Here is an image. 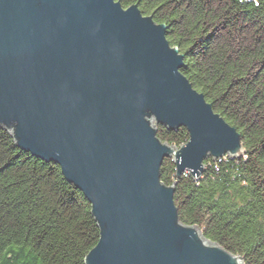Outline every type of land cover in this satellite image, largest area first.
<instances>
[{
    "label": "water",
    "instance_id": "95a60500",
    "mask_svg": "<svg viewBox=\"0 0 264 264\" xmlns=\"http://www.w3.org/2000/svg\"><path fill=\"white\" fill-rule=\"evenodd\" d=\"M167 25L120 0H0V125L18 145L60 164L100 227L86 264H245L184 223L176 184L208 157L245 153L236 127L182 72ZM157 125L187 128L163 141Z\"/></svg>",
    "mask_w": 264,
    "mask_h": 264
},
{
    "label": "trees",
    "instance_id": "16d2710c",
    "mask_svg": "<svg viewBox=\"0 0 264 264\" xmlns=\"http://www.w3.org/2000/svg\"><path fill=\"white\" fill-rule=\"evenodd\" d=\"M120 1L167 25L182 72L242 137V156H210L197 177H178L165 158L161 180L176 184L180 219L245 264H264V0ZM157 127L171 145L189 140L185 127ZM99 238L91 202L60 164L0 125V264H86Z\"/></svg>",
    "mask_w": 264,
    "mask_h": 264
},
{
    "label": "rangeland",
    "instance_id": "374dc122",
    "mask_svg": "<svg viewBox=\"0 0 264 264\" xmlns=\"http://www.w3.org/2000/svg\"><path fill=\"white\" fill-rule=\"evenodd\" d=\"M172 158V157H171Z\"/></svg>",
    "mask_w": 264,
    "mask_h": 264
}]
</instances>
